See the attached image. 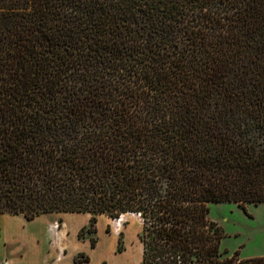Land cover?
Masks as SVG:
<instances>
[{"label":"trees","instance_id":"1","mask_svg":"<svg viewBox=\"0 0 264 264\" xmlns=\"http://www.w3.org/2000/svg\"><path fill=\"white\" fill-rule=\"evenodd\" d=\"M214 201L264 202V0H0V213L135 212L141 264H264Z\"/></svg>","mask_w":264,"mask_h":264},{"label":"rangeland","instance_id":"2","mask_svg":"<svg viewBox=\"0 0 264 264\" xmlns=\"http://www.w3.org/2000/svg\"><path fill=\"white\" fill-rule=\"evenodd\" d=\"M209 206V217L222 226L224 235L221 246L227 249L228 254L235 250H238L240 256L264 254V202H248L245 206H241L235 201H214ZM10 214L13 213H0V236L2 237L0 252L1 247H5L8 251L6 256L0 258V263L5 260L8 261L9 256L23 255L29 247V239L25 235H20V228L31 226L30 220L32 218L20 213L25 220V225L23 224L21 227L20 225L10 224L16 220L22 221V216H10ZM3 216H5L4 219H6L7 225H10L6 228H4ZM118 217L119 219H115V217L97 215L95 231H85L81 235L77 233L79 239L87 240V244L80 249L88 256V260L79 261V263L141 264L143 249L141 240L142 218L135 212H124ZM39 222L37 224L53 233L55 238L61 232L64 233L68 230L65 228L64 213L51 212L48 214L47 219ZM88 222L89 218L84 224L87 225ZM3 235H6V237L3 238ZM92 237L96 239L94 245L98 243V246L93 249L91 247L94 246L91 245ZM118 241L121 244L120 248H118ZM107 244L110 247V252ZM64 249L65 247H59L57 252L53 248L46 249L44 256L47 261H51L58 257ZM113 251L115 252L112 253ZM78 255L82 257V255Z\"/></svg>","mask_w":264,"mask_h":264},{"label":"crops","instance_id":"3","mask_svg":"<svg viewBox=\"0 0 264 264\" xmlns=\"http://www.w3.org/2000/svg\"><path fill=\"white\" fill-rule=\"evenodd\" d=\"M51 212H44L40 213L36 217H32L30 220V223H32L31 226L20 228V235H25L26 238L29 239V247L26 250V252L21 256H9L8 261H4L0 264H83L79 263V261H75L74 257L76 253L80 252L81 249L85 244H87V240L85 239H79L77 236V233L79 229L85 225L84 223L87 222L90 213L89 212H71V211H62L58 213H64L65 214V228L66 230L64 233H60L57 238L54 237L53 233L49 232L45 227H42V225H38L37 223H40L39 221L45 220L48 218V214ZM57 213V212H56ZM16 214V213H13ZM20 214V213H19ZM45 214V215H43ZM8 215V214H7ZM106 215L107 214H102ZM98 215V216H102ZM6 216V215H5ZM2 217L3 221L5 222L4 228L10 225H20L21 227L25 223L24 216L22 214L20 215H12L10 216H22V221H13L12 224L7 225L6 219ZM44 217V218H42ZM110 217V216H108ZM25 225V224H24ZM23 229V230H22ZM126 233V231H125ZM126 236V235H125ZM6 235H3V238H5ZM55 239H54V238ZM0 236V246H1V239ZM32 239V240H31ZM84 243V244H83ZM100 243V242H99ZM108 245V244H107ZM98 246V243L94 245L93 248H96ZM59 247H65L63 252L59 254L58 257H55V259L51 261H47L45 255V250L49 248H53L56 250ZM109 252L110 247L108 245ZM0 252V258L7 255V249L5 247H1ZM125 251V250H124ZM113 251L112 253H114ZM119 253V252H116ZM88 260V259H87ZM87 262V261H86Z\"/></svg>","mask_w":264,"mask_h":264}]
</instances>
